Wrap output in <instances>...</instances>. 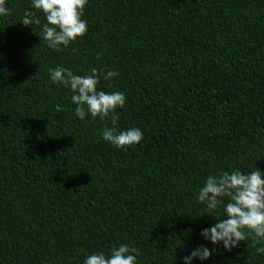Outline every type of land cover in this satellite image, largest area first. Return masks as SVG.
Here are the masks:
<instances>
[{
	"label": "trees",
	"instance_id": "obj_1",
	"mask_svg": "<svg viewBox=\"0 0 264 264\" xmlns=\"http://www.w3.org/2000/svg\"><path fill=\"white\" fill-rule=\"evenodd\" d=\"M0 16V264H82L128 244L138 264H182L199 244L202 264H264L251 239L211 245L196 193L209 174L264 172V0H88L86 33L47 47L21 23L31 0H6ZM57 65L85 75L114 70L98 88L123 92L121 129L143 139L117 149L108 121L73 115ZM56 105L63 111L57 112ZM193 264H201L194 261Z\"/></svg>",
	"mask_w": 264,
	"mask_h": 264
},
{
	"label": "clouds",
	"instance_id": "obj_2",
	"mask_svg": "<svg viewBox=\"0 0 264 264\" xmlns=\"http://www.w3.org/2000/svg\"><path fill=\"white\" fill-rule=\"evenodd\" d=\"M88 0H31V8L39 10L45 23L41 24L35 12L25 9L21 23L39 25L48 48L60 51L82 37L87 31L84 9ZM6 0H0V16L9 14ZM50 81L71 91L73 115L85 121L86 117L108 121L101 129V138L117 149L138 144L143 133L138 127L121 129L118 126L117 109H123L126 97L123 92H106L98 88L100 80L110 81L118 73L114 70L92 68L85 75L75 74L71 69L57 65L49 68ZM57 112L63 111L56 105ZM196 201L205 206V213L220 212L221 219L200 230L201 238L213 246L220 245L225 251L239 246L241 241L251 239L257 255H264V172L255 168L250 172L240 169L222 171L205 177L196 193ZM138 249L120 244L108 253L93 252L82 264H138ZM212 255L206 244H199L180 257L182 264L204 262Z\"/></svg>",
	"mask_w": 264,
	"mask_h": 264
}]
</instances>
